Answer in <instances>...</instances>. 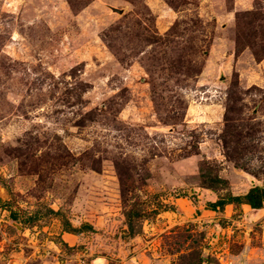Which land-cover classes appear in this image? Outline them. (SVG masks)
<instances>
[{
	"label": "rangeland",
	"instance_id": "1",
	"mask_svg": "<svg viewBox=\"0 0 264 264\" xmlns=\"http://www.w3.org/2000/svg\"><path fill=\"white\" fill-rule=\"evenodd\" d=\"M255 53L264 0H0V264H264L208 207L264 184Z\"/></svg>",
	"mask_w": 264,
	"mask_h": 264
},
{
	"label": "trees",
	"instance_id": "2",
	"mask_svg": "<svg viewBox=\"0 0 264 264\" xmlns=\"http://www.w3.org/2000/svg\"><path fill=\"white\" fill-rule=\"evenodd\" d=\"M255 55H257V58L264 57V56L258 55V53H255ZM227 147H228V144H227ZM232 203H235V204L246 203V204H249L255 210H259L263 208L264 207V184H254L244 193H240V194L229 193L226 196L219 197L215 201H209L208 207L212 210H218L220 208H225L226 205L232 204ZM163 206H166V204L164 202H159L157 207L151 208L148 213L139 212L135 209H132V211L128 214L129 228L131 232L135 233V226L133 224V218L135 215L148 217L153 214H158L160 207H163ZM85 227L93 228L91 224H85ZM65 230L69 232H72V231L75 232V231H81V228H74L70 222H67V228H65Z\"/></svg>",
	"mask_w": 264,
	"mask_h": 264
},
{
	"label": "water",
	"instance_id": "3",
	"mask_svg": "<svg viewBox=\"0 0 264 264\" xmlns=\"http://www.w3.org/2000/svg\"><path fill=\"white\" fill-rule=\"evenodd\" d=\"M112 9L116 12L122 13L124 10L122 8H117V7H112ZM0 200H2V198L0 197Z\"/></svg>",
	"mask_w": 264,
	"mask_h": 264
}]
</instances>
